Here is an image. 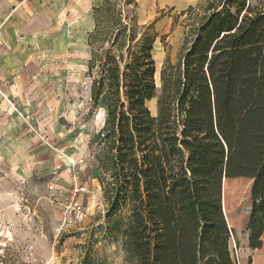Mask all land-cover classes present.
<instances>
[{
	"label": "trees",
	"instance_id": "1",
	"mask_svg": "<svg viewBox=\"0 0 264 264\" xmlns=\"http://www.w3.org/2000/svg\"><path fill=\"white\" fill-rule=\"evenodd\" d=\"M135 0L94 7L91 99L106 111L94 135L124 264H239L223 207L226 178L253 180L245 230L264 234V0H219L188 31L156 83L154 23ZM192 8V6H191ZM158 98L154 115L147 102ZM104 175V177H103ZM126 208V218L121 210Z\"/></svg>",
	"mask_w": 264,
	"mask_h": 264
},
{
	"label": "rangeland",
	"instance_id": "2",
	"mask_svg": "<svg viewBox=\"0 0 264 264\" xmlns=\"http://www.w3.org/2000/svg\"><path fill=\"white\" fill-rule=\"evenodd\" d=\"M135 2L126 13L154 23L159 33L154 57L160 89L165 61L177 62L190 28L219 0ZM102 3L0 0V264L125 262L120 241L108 231L98 145L92 144L106 111L91 99L87 29L89 20L95 26L93 9ZM11 30L15 37L8 40L4 32ZM147 105L156 115L158 98ZM252 182L238 177L223 183L239 264H264V244L252 248L245 230ZM76 204L81 209L72 213ZM127 213L121 210L123 218Z\"/></svg>",
	"mask_w": 264,
	"mask_h": 264
},
{
	"label": "crops",
	"instance_id": "3",
	"mask_svg": "<svg viewBox=\"0 0 264 264\" xmlns=\"http://www.w3.org/2000/svg\"><path fill=\"white\" fill-rule=\"evenodd\" d=\"M193 6V5H192ZM94 28V21L93 20H89V25H88V29L87 31H91ZM15 33L11 30L7 32H4V36L6 37V39H11L13 37H15L14 35ZM2 35V34H1ZM156 44V43H155ZM263 244H264V234H263Z\"/></svg>",
	"mask_w": 264,
	"mask_h": 264
},
{
	"label": "built area",
	"instance_id": "4",
	"mask_svg": "<svg viewBox=\"0 0 264 264\" xmlns=\"http://www.w3.org/2000/svg\"><path fill=\"white\" fill-rule=\"evenodd\" d=\"M81 209V206L79 204H76L75 206L71 207L70 211L73 213L76 212V211H80Z\"/></svg>",
	"mask_w": 264,
	"mask_h": 264
}]
</instances>
